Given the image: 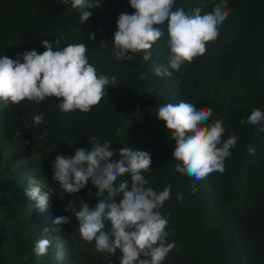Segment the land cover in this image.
Listing matches in <instances>:
<instances>
[{"label": "trees", "instance_id": "trees-1", "mask_svg": "<svg viewBox=\"0 0 264 264\" xmlns=\"http://www.w3.org/2000/svg\"><path fill=\"white\" fill-rule=\"evenodd\" d=\"M99 2L87 9L92 15L81 24L72 0H0V57L16 59L33 49L42 54L44 40L53 42L54 51L84 43L97 75L110 82L117 78L88 112H62L58 103L63 98L55 96L39 104L27 98L18 105L0 101V264H120L119 249L114 255L97 251L94 241L81 237L74 213L65 210L69 201H75L78 210L81 199L95 209L101 197L91 178L75 194L64 193L53 179L55 158L74 155L79 148L90 151L91 137L101 145L111 141L114 161L121 159L122 147L148 152L152 164L142 173L149 181L145 188L159 192L171 184L170 198L160 211L168 217L166 240L175 247L162 264H264V132H257L262 125L240 123L254 109L264 111V0H227L229 15L219 36L180 71L169 68L170 76L153 71L154 66H168V20L154 25L163 34L148 50L149 60L143 59V51L129 53L133 60H117L118 16L135 9L130 0ZM202 2L209 12L222 0H174L173 11L191 13ZM92 33L94 40L89 38ZM58 37L61 45L56 44ZM19 59L23 62V55ZM181 99L212 109L207 124L223 121L222 142L231 135L237 138L222 174L212 172L196 182L176 170L178 163L182 166L174 156L176 140L157 113L160 106ZM40 114L44 119L36 126L34 116ZM249 145L255 155L248 153ZM31 175L55 189L46 211L26 195ZM123 179L129 180L130 190L128 174L115 185ZM113 199L119 203L122 196ZM58 216H70L71 222L57 225ZM104 223L109 231L111 222ZM42 236L52 245L47 255L37 257L32 249Z\"/></svg>", "mask_w": 264, "mask_h": 264}, {"label": "clouds", "instance_id": "clouds-1", "mask_svg": "<svg viewBox=\"0 0 264 264\" xmlns=\"http://www.w3.org/2000/svg\"><path fill=\"white\" fill-rule=\"evenodd\" d=\"M67 3V0H64ZM99 0H72V8L79 9L81 24L92 15L87 9L99 5ZM174 0H130L135 9L133 14L121 13L118 16L117 30L114 33V50L117 60H133L129 53L145 52V61L151 58L152 45L162 36V30L154 25L168 20V66H154L157 76H170L169 68L180 71L185 61L191 63L197 56L206 53V45L215 40L220 33L222 23L229 15L227 0L215 4L211 11L201 3L191 13L183 8L173 11ZM95 39V33L89 37ZM46 50L41 54L35 49L18 53L16 59L7 55L0 57V101L7 106L20 104L25 98L41 103L46 97L63 98L58 103L62 112L80 110L88 112L96 106L105 95V86L116 85V77L109 78L97 75L96 68L88 62L84 43L68 44L53 50V42L44 40ZM56 44L61 45L58 37ZM23 55V62L19 57ZM142 74L141 79L146 77ZM158 118L166 121V127L172 130L176 140L174 156L177 161L176 170L187 174L194 181L207 177L212 172L223 173L225 160L237 138L229 136L225 141L221 137L225 132L223 121L215 120L208 125L212 109L207 106L196 107L195 104L181 99L178 104L168 103L158 108ZM43 114L34 116V124L43 122ZM264 111L256 108L247 120L241 124L262 125L257 132H264ZM27 127V125H26ZM190 133V134H189ZM42 138V137H41ZM27 143V141H25ZM91 150L79 148L74 155H58L54 162L53 179L60 183L64 193L75 194L83 189L91 178L98 188L97 196L101 197L95 209L81 199L79 208L75 201H69L66 211L74 213L79 224L81 237L88 242H95L97 251L115 254L122 252L120 264H162L175 243H168V217L160 209L170 198L171 184L162 191H155L151 186L145 188L149 181L143 172L151 168V156L146 151L122 147L119 150L121 159L111 160L114 150H110L111 141L103 145L96 137L90 138ZM250 155H255V148L248 146ZM128 174L131 180L118 178ZM29 187L26 195L35 200L40 211H46L50 204V196L55 191L49 184L43 183L35 176H29ZM195 184L191 192L196 194ZM107 193V198L105 197ZM122 196L119 203L113 199ZM183 199V194L178 195ZM105 220L111 222V229L105 231ZM70 216H58L54 223L61 225L70 223ZM49 230L45 229L44 233ZM52 240L42 236L34 242L32 251L37 257L48 254ZM143 256L144 258H141ZM27 259V256L23 257Z\"/></svg>", "mask_w": 264, "mask_h": 264}]
</instances>
